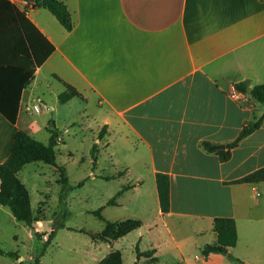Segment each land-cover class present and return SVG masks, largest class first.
I'll list each match as a JSON object with an SVG mask.
<instances>
[{"label": "crops", "instance_id": "1", "mask_svg": "<svg viewBox=\"0 0 264 264\" xmlns=\"http://www.w3.org/2000/svg\"><path fill=\"white\" fill-rule=\"evenodd\" d=\"M9 1L54 49L22 89L16 122L0 114V163L17 130L28 129L33 137L25 106L41 101L43 93L36 90L45 68L48 77L73 86L82 100L92 97L96 121L106 126L94 142L104 139L114 168L121 146L120 170L91 176L133 178L122 197L147 186L154 215H132L141 223L133 231L138 241L147 239L154 256L167 238L180 253L201 252L216 239L213 219L231 217L237 230L233 255L244 264H264V182H234L264 166V120L230 149L226 161L203 146L225 149L264 113L249 92L233 95L237 83L247 82L250 89L264 84V0H60L73 22L70 31L32 0ZM58 81L63 90L57 99L65 91ZM44 87L51 90L49 82ZM157 173L169 178L166 213L160 210ZM180 228L191 233L179 242L175 229ZM200 260L223 264L227 259L201 252Z\"/></svg>", "mask_w": 264, "mask_h": 264}, {"label": "rangeland", "instance_id": "2", "mask_svg": "<svg viewBox=\"0 0 264 264\" xmlns=\"http://www.w3.org/2000/svg\"><path fill=\"white\" fill-rule=\"evenodd\" d=\"M38 77L40 81L36 91L43 95H39L41 101L29 105L37 104L41 110L38 113L26 112L29 127L35 128L33 137L43 144L49 141V127L62 140L57 139L54 147L55 166L40 161L29 162L18 172V178L28 190L32 211L36 215H43V218L33 222L30 227L17 221L6 206L0 205V249L3 251L0 253V264H97L110 251H119L123 264L138 261L135 247L144 251L149 249L150 243L146 238L138 241L136 231L111 242H94L78 229L101 232L105 223L94 214L99 208L102 209L103 218L109 221L133 218L135 214L152 217L154 209L147 186L140 194L128 190L123 197H117L118 204L108 205L107 201L133 178L122 175L118 179L105 180L98 176L93 178L91 174L108 175L119 171L123 161L121 146H116L119 153L114 157L117 163L115 168L111 164L110 151L103 145L104 139L92 154V144L101 129V123L96 121L99 111L93 105L92 97L87 102L74 97L67 103H60L56 93L63 90L61 83L48 77L45 68ZM47 82L51 85L50 91L44 87ZM49 103L55 107L49 109ZM29 154L32 155L30 151ZM59 167L64 168L68 178L65 185L60 181ZM59 224H63V227ZM52 230L51 243L42 252ZM190 233L191 229L188 228L175 229V238L180 242ZM155 256L158 257L157 261L141 257L138 262L205 264L200 260L199 250L192 248L180 253L170 238L166 239ZM226 259L223 264H238Z\"/></svg>", "mask_w": 264, "mask_h": 264}, {"label": "trees", "instance_id": "3", "mask_svg": "<svg viewBox=\"0 0 264 264\" xmlns=\"http://www.w3.org/2000/svg\"><path fill=\"white\" fill-rule=\"evenodd\" d=\"M32 1H34V7L49 11L65 30L70 31L72 29L73 22L70 13L62 1ZM53 49V45L29 21L24 12L18 10L9 0H0V114L10 123L16 122L22 89L30 82L36 68L46 60ZM56 78L65 86V91L58 96L61 103L75 96L82 98V95L73 86L58 77ZM247 85V82H240L235 85V88L237 91L246 92ZM249 94L264 107V84L252 86ZM263 120L264 113L244 126L233 141L226 143L225 149H216L214 145L208 142H204L203 146L207 151L217 153L220 161H226L230 157V149L258 129ZM48 131L50 133L49 141L47 144H43L32 137L28 129L17 130L9 156L0 163V205L6 206L17 221L30 227L33 222L42 219L43 215H36L32 211L28 190L18 178V172L24 164L29 162L40 161L44 164L56 165L54 147L57 143L58 134L52 127H49ZM105 131L106 126L103 125L98 133L99 139L103 137ZM96 150L97 145L94 142L91 147L92 154ZM29 151L32 155L29 154ZM59 170L60 181L65 185L68 178L63 167H59ZM116 177L103 176L102 178ZM155 178L160 210L162 213H166L169 210V178L162 173H157ZM234 182L249 184L264 182V166L236 179ZM128 188V185H123L116 195L107 201V204H116L117 197ZM101 210L99 208L94 212L95 216L105 223L101 232L93 233L78 229L79 232L87 234L94 242L117 240L141 226L140 221L132 218L120 221L105 220L101 215ZM59 225L63 227V224ZM213 231L216 234V239L202 247V254L207 256L210 253H221L229 260L244 264L231 251L237 242L235 220L231 217H216L213 219ZM53 234L54 230L50 231L42 252L51 243ZM135 250L137 260L144 257L153 262L157 261V257L154 256V249L140 251L136 246ZM0 253H3L1 249ZM9 254L12 255V253ZM97 264H123L121 253L110 251ZM132 264H139V262L135 261Z\"/></svg>", "mask_w": 264, "mask_h": 264}, {"label": "built area", "instance_id": "4", "mask_svg": "<svg viewBox=\"0 0 264 264\" xmlns=\"http://www.w3.org/2000/svg\"><path fill=\"white\" fill-rule=\"evenodd\" d=\"M234 96H239V97H244L245 96V92H236V93H233ZM41 110L40 106L37 105V104H34L33 106H30V105H26L25 106V111L27 113H38L39 111Z\"/></svg>", "mask_w": 264, "mask_h": 264}, {"label": "water", "instance_id": "5", "mask_svg": "<svg viewBox=\"0 0 264 264\" xmlns=\"http://www.w3.org/2000/svg\"><path fill=\"white\" fill-rule=\"evenodd\" d=\"M246 91L249 92V91H250V88L247 87ZM214 147H215L216 149H223V148H224V144H217V145H215ZM32 231L34 232V229H33V228H32Z\"/></svg>", "mask_w": 264, "mask_h": 264}]
</instances>
